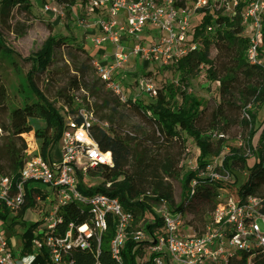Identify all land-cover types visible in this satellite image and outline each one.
I'll return each instance as SVG.
<instances>
[{"label": "trees", "instance_id": "1", "mask_svg": "<svg viewBox=\"0 0 264 264\" xmlns=\"http://www.w3.org/2000/svg\"><path fill=\"white\" fill-rule=\"evenodd\" d=\"M196 1L179 0L178 5L184 6ZM252 1L238 0V5L231 15L224 14V10H207L195 31V41L200 45L199 49L190 52L175 66L166 68H175L180 75L181 86L176 87L174 83L163 86L150 102L138 101L132 93L126 96L123 106L141 118L151 129L143 138L138 139L132 132L123 128L116 118L115 107L111 108L110 115L101 118L100 122L106 124V127L93 126L92 138L103 153H111L112 166H99L97 172H90L89 175H100L101 178V183L95 188L88 189L83 183V178H80L78 188L84 196L92 197L102 193L119 199L124 209L134 215V225L141 224L148 234H152L161 226L152 205L165 201L171 207L176 206L171 180H181V204L175 207L176 211H183L186 205L200 206V211L207 204L210 206L207 213L214 211L221 195L219 191L231 193L227 189L230 186L215 181L211 176L202 177L200 173L207 172L210 161L219 158L226 148L225 135L219 134V130L223 127L222 130L226 132L230 124L228 113L237 108L243 111L240 125L248 130L247 149L255 158L251 170L259 169L258 179H264V127L258 145L254 147L252 142L257 136L258 123L263 124L260 123L258 114L251 111L254 107L264 108V63L251 64L248 61L250 45L244 37L243 24V13ZM55 2L58 6L69 9H73L78 3L83 5V0ZM13 9L32 15L30 0H0V17ZM210 27L212 30H209ZM63 44H68V41L51 37L34 58L35 66L28 76V84L36 101L9 111V96L0 77V142H3L2 149L0 148V173L11 178L13 184L20 181V171L26 160L28 143L25 137L34 133L40 145V154L48 161L65 130L64 117L60 111L34 84L37 74H45L48 71L55 47ZM213 49L216 51L214 58L211 57ZM258 51L259 54L264 53V27L262 45ZM8 53L0 37V55L7 56ZM202 70H205L210 83L219 85L220 103L210 113L207 108L202 109L200 103L188 93L189 81L198 78ZM78 99L80 98L71 90L58 92V101L63 107L71 109ZM105 107H111V103L106 102ZM5 113H8V122L1 119ZM184 135L194 141L200 156L197 160V170L181 175L179 164L184 159L187 143ZM234 161L246 162L240 150H233V154L224 158L222 167L216 170L218 174L231 175L230 166ZM235 179V183H239L238 178ZM253 182L251 176L248 182H240L239 196L256 195ZM254 186L256 187L255 184ZM39 187L38 183L26 184V204L17 216H12L0 205V221L7 238L14 235L17 227L25 229L22 257L33 253V232L40 226L38 222L32 223L25 219L28 210L35 205L34 196L40 192ZM141 197H145L142 202L139 201ZM205 215L206 212L198 221L202 227H205L208 218ZM62 216L63 231L71 223L76 226L92 225L88 209L80 208L76 204L63 209ZM153 220H156L155 224L152 223ZM114 234L115 228L110 223L107 233L102 237L99 253L97 254L95 244L91 250H75L73 256L76 263L95 264L98 259L101 264H116L110 252ZM136 247L137 243L129 236L122 250L123 264H136ZM251 257L250 253H242L232 263L247 264ZM47 260V251L44 250L35 257L32 264H47ZM252 264H264V254L253 256Z\"/></svg>", "mask_w": 264, "mask_h": 264}, {"label": "built area", "instance_id": "2", "mask_svg": "<svg viewBox=\"0 0 264 264\" xmlns=\"http://www.w3.org/2000/svg\"><path fill=\"white\" fill-rule=\"evenodd\" d=\"M178 1L83 0L85 15L94 17L90 19L89 28L98 31L91 38L93 47L98 50L107 47L112 51L108 66L95 64V67L107 89L123 104L126 103V93L115 80L120 70L132 60L164 68L175 66L190 52L199 49L195 31L207 10H224V14H233L238 5V0H197L184 6H179ZM52 3L57 5L55 0ZM45 10L54 11L50 5ZM263 16L262 0L251 2L243 13V24L250 28L247 58L251 64L260 62L258 49L263 40ZM147 87L152 95L157 96L155 89ZM75 103L76 108L75 105L71 109L65 107L66 126L59 142V162L45 161L40 152L32 153L28 158L26 152L17 184L0 173V205L12 216H17L26 204V184H40L41 190L34 196L33 207L40 214V226L35 231L39 236L34 238L33 253L29 256L35 259L46 250L47 264H77L74 251L91 250L95 244L98 254L110 223L115 228L110 252L116 264H123L122 250L129 236L137 243L138 261H145L147 252H150L146 264H233L242 253H250L252 257L264 254V200L256 195L241 197L225 191L226 196H219L217 207L207 218L203 232L192 235L185 233L186 229L192 231L185 210L171 209L165 201L152 205L161 226L148 234L141 224L135 228L134 215L124 209L119 199L102 193L84 196L78 188L80 178L85 183L89 170L112 166V155L103 153L92 138L93 126L106 127V124L101 123L94 110L81 99ZM72 204L88 209L92 225L71 223L62 230V211ZM152 223L155 224L156 220ZM252 257L247 264H252ZM0 264H19L11 243L1 231ZM95 264L101 263L97 259Z\"/></svg>", "mask_w": 264, "mask_h": 264}, {"label": "rangeland", "instance_id": "3", "mask_svg": "<svg viewBox=\"0 0 264 264\" xmlns=\"http://www.w3.org/2000/svg\"><path fill=\"white\" fill-rule=\"evenodd\" d=\"M255 1L258 0H253L252 3ZM30 2L32 15L13 9L10 13L0 17V37L9 51L7 56L0 55V77L9 96V111L16 107H23L28 102L36 101V97L28 84V76L35 66L34 58L42 51L49 38L58 37L67 40L68 44L55 47L52 63L48 67V71L45 74H37L36 76L34 84L37 90L60 111L62 116L66 111L63 104L58 101V92L66 89L74 92V95L78 96L86 106L92 108L100 121L103 116L110 115L112 112L111 108L115 107L117 109L116 118H118L126 131L132 132L138 139L148 134L151 131L148 125L141 118L130 112L127 107L123 106L120 99L107 89L99 77L95 64L108 66L112 51L107 47L99 50L93 47L91 38L93 35H97L98 31L89 28V26L92 24L90 19L94 17H87L84 11L85 7L79 3L73 9H69L54 5L52 0H30ZM48 5L54 11L47 12L45 7ZM231 14L230 12L226 13V15ZM244 27V37L248 38L250 36V28L247 25ZM80 48L81 50H79ZM215 56L216 51L213 49L211 57L214 58ZM259 59L260 62L264 63V53L259 54ZM147 74H150V76H147ZM115 80L121 84L126 96L132 93L136 100L142 102H150L156 97L148 91L147 86L156 91L171 83H174L176 87L181 86L179 83L180 75L174 67L166 69L156 64H146L141 60H132L123 70L119 71ZM188 93L200 103L202 109L207 108L209 113L220 103L219 85L208 81L205 70H202L198 78L189 81ZM106 102L111 103V107H105ZM73 105L76 108V103ZM251 111L258 114L260 123L264 125V108L257 109L254 107ZM8 113L1 116L4 122H8ZM228 117L230 118V124L226 132L222 130L223 127L219 130V134L225 135L226 148L219 158L210 161L211 165L207 172H201L200 175L202 177L211 176L215 181L218 180L229 184L228 186L230 187H227V189L233 195L239 193L241 184L248 182L251 176V180L254 181L253 187L254 192L257 193L256 196L264 200V179H258L260 176L258 174L260 172L259 169L251 170L255 164V158L249 154L247 149L248 130L240 125L243 111L237 108L230 111ZM263 125L258 123L257 136L252 142L254 147L258 145ZM184 137L187 138V143L184 159L179 164L181 175L187 172H195L198 168L197 160L200 156L194 141L186 137V135ZM25 138L28 143L27 157L29 158L32 153H39L40 145L34 133L28 134ZM214 140H218V138H214ZM2 144L3 142H0L1 149ZM233 150H240L246 162H232L230 166L231 175L218 174L216 170L222 167V161L226 156L233 154ZM48 159V162H59L61 160L59 143ZM90 172L91 174L97 172V168L89 170L88 174ZM235 177L238 178L239 183H235ZM100 183V175H88L85 179V185L88 189L95 188ZM170 184L173 187L174 202L175 207H177L181 204V180H171ZM219 193L226 196L224 191H219ZM220 201L223 200L220 199ZM168 205L175 210V207H171L169 203ZM199 208L200 206L195 207L194 205L192 207L186 205L184 208L187 224L192 227V231L186 229V235L202 233L204 227L200 226L198 221L204 216L205 212V217H209L213 212L207 213L210 208L208 204L200 211L198 210ZM29 210L30 212H27V218L25 219L34 221V223L38 221L39 223V212L34 211L33 207ZM134 226L137 229L140 224ZM0 228L2 234L6 236L1 223ZM24 234L25 229L19 226L15 229L14 235L8 238L16 258L19 259V264H29L34 259L32 256L21 257V251L24 247ZM38 236V233L33 232L34 238ZM149 257L150 252H147L145 261L140 262L136 259V264H146Z\"/></svg>", "mask_w": 264, "mask_h": 264}]
</instances>
